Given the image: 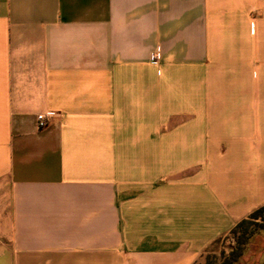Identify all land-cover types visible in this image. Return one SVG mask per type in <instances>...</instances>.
Wrapping results in <instances>:
<instances>
[{
  "label": "crops",
  "instance_id": "crops-1",
  "mask_svg": "<svg viewBox=\"0 0 264 264\" xmlns=\"http://www.w3.org/2000/svg\"><path fill=\"white\" fill-rule=\"evenodd\" d=\"M263 205L264 0H0V264H194Z\"/></svg>",
  "mask_w": 264,
  "mask_h": 264
},
{
  "label": "trees",
  "instance_id": "trees-1",
  "mask_svg": "<svg viewBox=\"0 0 264 264\" xmlns=\"http://www.w3.org/2000/svg\"><path fill=\"white\" fill-rule=\"evenodd\" d=\"M262 233H264V205L253 210L229 230L232 246L227 255L220 253L217 257H206L204 264H244L246 249L251 241L261 237Z\"/></svg>",
  "mask_w": 264,
  "mask_h": 264
},
{
  "label": "rangeland",
  "instance_id": "rangeland-1",
  "mask_svg": "<svg viewBox=\"0 0 264 264\" xmlns=\"http://www.w3.org/2000/svg\"><path fill=\"white\" fill-rule=\"evenodd\" d=\"M201 93V87H199ZM201 100L196 101L195 109H201ZM199 123H201V117H196V130L200 128ZM201 132L196 131L195 140L201 141ZM201 150H195V157H199ZM247 217V216H246ZM261 237H257L251 241L248 248L246 249L245 263L244 264H264V233ZM215 241V242H214ZM211 245L205 250V252L198 258L194 264H204L206 257L218 256L220 253L227 255L230 247L232 246V240L229 235V231L225 235H221L219 238L215 239Z\"/></svg>",
  "mask_w": 264,
  "mask_h": 264
},
{
  "label": "built area",
  "instance_id": "built-area-1",
  "mask_svg": "<svg viewBox=\"0 0 264 264\" xmlns=\"http://www.w3.org/2000/svg\"><path fill=\"white\" fill-rule=\"evenodd\" d=\"M159 57H160V50L158 47H156L152 55V59H151L152 63H156L159 60ZM36 120H37V127L39 129L44 128L47 125V121L44 118V115L42 114L37 115Z\"/></svg>",
  "mask_w": 264,
  "mask_h": 264
}]
</instances>
